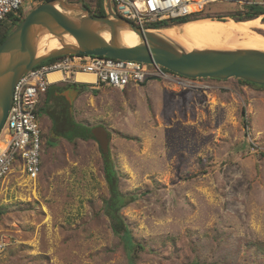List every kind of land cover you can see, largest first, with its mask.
Wrapping results in <instances>:
<instances>
[{
    "label": "rangeland",
    "instance_id": "1",
    "mask_svg": "<svg viewBox=\"0 0 264 264\" xmlns=\"http://www.w3.org/2000/svg\"><path fill=\"white\" fill-rule=\"evenodd\" d=\"M95 1L67 3L94 10ZM254 3L264 7L215 1L200 17ZM14 28L4 20L0 33ZM194 82V89L161 81L124 91L76 86L70 109L47 102L52 121L37 112L38 178L14 173L0 182V236L9 242L0 264H264V89L233 78ZM96 127L110 137L116 212L105 208ZM84 128L89 138L74 141Z\"/></svg>",
    "mask_w": 264,
    "mask_h": 264
},
{
    "label": "water",
    "instance_id": "2",
    "mask_svg": "<svg viewBox=\"0 0 264 264\" xmlns=\"http://www.w3.org/2000/svg\"><path fill=\"white\" fill-rule=\"evenodd\" d=\"M67 1L49 0L35 7L0 44V131L11 107L14 86L20 77L40 63L64 55L104 56L157 64L186 79L226 81L233 78L264 87V51H187L159 34L158 30L142 29L120 18L113 10L111 0H103V16H91L88 10ZM121 31L134 33L137 44L123 45ZM46 36L56 39L59 46L40 53L39 43ZM90 132L106 157L109 154L108 133L102 127L92 128Z\"/></svg>",
    "mask_w": 264,
    "mask_h": 264
},
{
    "label": "built area",
    "instance_id": "3",
    "mask_svg": "<svg viewBox=\"0 0 264 264\" xmlns=\"http://www.w3.org/2000/svg\"><path fill=\"white\" fill-rule=\"evenodd\" d=\"M215 1L224 0H111L115 13L139 28L163 21L179 20L204 11ZM44 0H0V24L9 14L19 17ZM150 29V28H148ZM78 74L90 82H77ZM199 80V79H196ZM196 80L182 78L157 64L122 61L104 56L64 55L44 61L23 74L14 86L12 103L0 131V182L14 173L36 181L41 172V130L37 112L49 88L61 84L89 89L124 91L152 81L195 87ZM182 86V85H181ZM9 245L0 236V252Z\"/></svg>",
    "mask_w": 264,
    "mask_h": 264
},
{
    "label": "bare ground",
    "instance_id": "4",
    "mask_svg": "<svg viewBox=\"0 0 264 264\" xmlns=\"http://www.w3.org/2000/svg\"><path fill=\"white\" fill-rule=\"evenodd\" d=\"M264 29V24L260 19L251 21L235 22L231 19H198L180 25L158 30V33L171 39L173 42L182 46L185 50L192 49H254L264 51V34L255 30ZM104 37L108 39V35ZM70 42L69 39H66ZM121 43L125 46H133L138 40L134 33L128 31L120 32ZM179 40V41H177ZM210 45V46H207ZM59 43L56 39L46 36L39 43V52L44 53L58 48ZM77 82H90V76L78 74Z\"/></svg>",
    "mask_w": 264,
    "mask_h": 264
},
{
    "label": "trees",
    "instance_id": "5",
    "mask_svg": "<svg viewBox=\"0 0 264 264\" xmlns=\"http://www.w3.org/2000/svg\"><path fill=\"white\" fill-rule=\"evenodd\" d=\"M49 1V0H44ZM95 7L94 10H91L88 6L86 5H82L83 9H86L89 11L91 16H103L104 15V9H103V0H96L95 1ZM22 13H20L19 17L13 16L12 14H9L5 20H9L10 22H13V27H17L19 25V23L23 20V16H21ZM204 15L203 13H197L194 15H191L189 17L183 18V19H179L178 22H175V20H171V21H163V22H159V23H155L156 25L153 26H148V28L150 29H155V30H159V29H164V28H169L173 25H182L184 23L190 22V21H194V20H198V19H205V18H211V19H218V20H223L224 18H230L231 20L235 21V22H244V21H251L254 19H258L260 16L264 15V7L260 4H249V5H243L242 10H240L239 12L236 13H231L228 14L227 16H204V17H200ZM186 19V20H184ZM225 20V19H224ZM264 23V18H262L261 20ZM3 23V22H2ZM1 23V24H2ZM0 24V25H1ZM14 28V29H15ZM11 32H6V33H0V44L6 39V37L10 34ZM240 83H243L245 85H248L250 87L253 88H257V89H264V87L262 86H257L248 82H244L242 80H238ZM144 85V84H143ZM75 86V85H74ZM53 89H49L46 94H45V103L48 102L49 97L52 93ZM45 105V104H44ZM39 110H43L45 113V107L44 106H40L38 108V113ZM67 123H71L70 119L67 121ZM56 125V124H55ZM54 125V126H55ZM70 129H73V126L70 127ZM85 129V134L84 136H75L74 137V141L78 138L83 139V140H87L89 138L88 136V132L89 129L84 128ZM80 129H74L73 131L77 132ZM72 141V140H71ZM104 166H103V174L105 176L106 182L108 184L109 187V192H110V199L108 201H106L105 203V208H107L110 212H116L117 210V202H119L120 200L117 198L118 193L116 190V173L113 169L112 166V162L110 159V153L104 157ZM114 231L115 229L112 228ZM116 232V231H115Z\"/></svg>",
    "mask_w": 264,
    "mask_h": 264
},
{
    "label": "flooded vegetation",
    "instance_id": "6",
    "mask_svg": "<svg viewBox=\"0 0 264 264\" xmlns=\"http://www.w3.org/2000/svg\"><path fill=\"white\" fill-rule=\"evenodd\" d=\"M82 87V86H80ZM80 94V89L77 88L76 86L72 85V84H65V86L57 88V89H53L52 93L49 97V101H51L52 99L54 100H60L63 101V103H65L68 106V109H70V107L72 106L73 102L76 100V98L79 96ZM48 104L45 106V114L48 120L52 121L49 114H48ZM110 139V137H109ZM119 196H117L118 198ZM119 199V198H118Z\"/></svg>",
    "mask_w": 264,
    "mask_h": 264
},
{
    "label": "crops",
    "instance_id": "7",
    "mask_svg": "<svg viewBox=\"0 0 264 264\" xmlns=\"http://www.w3.org/2000/svg\"><path fill=\"white\" fill-rule=\"evenodd\" d=\"M75 86H78V85H75ZM52 88V87H51ZM51 88H49V89H51Z\"/></svg>",
    "mask_w": 264,
    "mask_h": 264
}]
</instances>
